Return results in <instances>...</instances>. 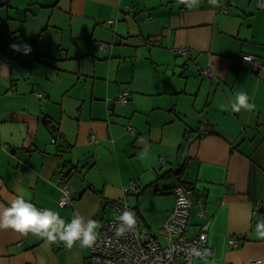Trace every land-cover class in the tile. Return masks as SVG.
Returning <instances> with one entry per match:
<instances>
[{"label":"crops","instance_id":"1","mask_svg":"<svg viewBox=\"0 0 264 264\" xmlns=\"http://www.w3.org/2000/svg\"><path fill=\"white\" fill-rule=\"evenodd\" d=\"M7 1L0 8V213L23 195L66 223L78 213L101 228L116 216L110 203L126 200L138 224L158 236L174 189L184 185L201 202L190 209L186 237L207 223L211 250L192 264L264 261L259 0H217L218 7L209 0ZM99 42L105 50L93 45ZM181 47L187 57L177 54ZM124 89L129 100L121 105ZM239 92L253 110H231ZM204 123L211 131L198 136ZM63 175L72 200L59 207ZM132 182L136 189L125 194ZM90 248L0 228V264H89Z\"/></svg>","mask_w":264,"mask_h":264},{"label":"built area","instance_id":"2","mask_svg":"<svg viewBox=\"0 0 264 264\" xmlns=\"http://www.w3.org/2000/svg\"><path fill=\"white\" fill-rule=\"evenodd\" d=\"M259 6L264 9V0H259ZM93 45H97L101 50L106 49V44L103 42L93 43ZM176 52L179 56H188L186 48H178ZM243 59L252 61L255 71L260 69L261 64L252 56L246 55L243 56ZM5 61L10 62L8 58H5ZM197 69L203 77L212 75L209 67H197ZM128 100V90L124 89L120 92L118 101L121 105H126ZM127 130L133 133L131 127H128ZM210 131L209 124L204 123L197 130V135L204 136L209 134ZM53 142L54 140H51V143ZM164 162L165 160L160 158V163ZM58 188L61 193L58 200L59 207L70 204L72 186L67 176L60 177ZM134 189H136V184L132 182L124 188V193H130ZM173 194V207L166 217L158 236L142 228L138 222L133 229L117 236L115 229L120 224L117 217L125 209H132L125 202L126 200L123 203L111 202L110 206L115 211L116 216L114 219L106 220L98 230V239L90 248L89 264H173L178 259L182 260V264H192L193 260L197 258L209 257L211 250L207 246V223L200 224L199 230L193 238L188 239L186 237L190 209L194 205L201 206V202L199 199L193 202L190 198L193 191L184 185L177 186ZM198 215L203 216L202 211H199ZM228 243L232 246L238 245L234 239H230Z\"/></svg>","mask_w":264,"mask_h":264},{"label":"clouds","instance_id":"3","mask_svg":"<svg viewBox=\"0 0 264 264\" xmlns=\"http://www.w3.org/2000/svg\"><path fill=\"white\" fill-rule=\"evenodd\" d=\"M185 2V0H181ZM214 6H220L217 0H209ZM13 47L19 48L14 45ZM25 51H30L27 45H23ZM235 103L231 105V110L240 112L241 109L251 111L255 105L249 103L250 97L245 92H239L234 97ZM120 224L116 226L117 236L136 226V214L134 211L125 209L117 217ZM0 228H11L15 231L26 234L31 232L40 238H46L50 243L57 240L63 242L65 247L72 248L76 241L80 242L81 247H92L98 239L100 228L99 222L88 219L84 223V217L74 213L70 222H65L58 212L51 209H38L33 203L29 202L23 195H17L10 203V206L4 207L0 213ZM264 222L257 225L259 235L264 238ZM257 264H264V261H257Z\"/></svg>","mask_w":264,"mask_h":264},{"label":"water","instance_id":"4","mask_svg":"<svg viewBox=\"0 0 264 264\" xmlns=\"http://www.w3.org/2000/svg\"><path fill=\"white\" fill-rule=\"evenodd\" d=\"M7 0H0V8L3 7L5 5ZM262 230V229H261Z\"/></svg>","mask_w":264,"mask_h":264},{"label":"trees","instance_id":"5","mask_svg":"<svg viewBox=\"0 0 264 264\" xmlns=\"http://www.w3.org/2000/svg\"><path fill=\"white\" fill-rule=\"evenodd\" d=\"M8 1H6L5 5L7 4Z\"/></svg>","mask_w":264,"mask_h":264},{"label":"rangeland","instance_id":"6","mask_svg":"<svg viewBox=\"0 0 264 264\" xmlns=\"http://www.w3.org/2000/svg\"><path fill=\"white\" fill-rule=\"evenodd\" d=\"M103 225V224H102Z\"/></svg>","mask_w":264,"mask_h":264}]
</instances>
